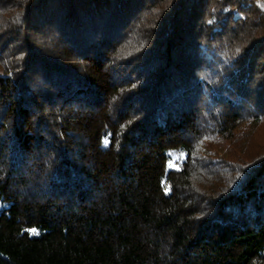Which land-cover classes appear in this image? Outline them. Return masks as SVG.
<instances>
[{
    "label": "trees",
    "instance_id": "obj_1",
    "mask_svg": "<svg viewBox=\"0 0 264 264\" xmlns=\"http://www.w3.org/2000/svg\"><path fill=\"white\" fill-rule=\"evenodd\" d=\"M263 131L264 0H0V264H264Z\"/></svg>",
    "mask_w": 264,
    "mask_h": 264
},
{
    "label": "snow or ice",
    "instance_id": "obj_2",
    "mask_svg": "<svg viewBox=\"0 0 264 264\" xmlns=\"http://www.w3.org/2000/svg\"><path fill=\"white\" fill-rule=\"evenodd\" d=\"M209 23H211V21H209ZM103 143H104L105 146H107V144L109 143L108 139L105 138V140L103 141ZM169 190H170V189L167 188V187L164 189L165 193H167ZM27 231H28L29 234H31V235H38V234H39L38 230H37V229H34V228H33V229H28Z\"/></svg>",
    "mask_w": 264,
    "mask_h": 264
},
{
    "label": "rangeland",
    "instance_id": "obj_3",
    "mask_svg": "<svg viewBox=\"0 0 264 264\" xmlns=\"http://www.w3.org/2000/svg\"><path fill=\"white\" fill-rule=\"evenodd\" d=\"M262 136H263L262 138H264V131H263V134H262Z\"/></svg>",
    "mask_w": 264,
    "mask_h": 264
}]
</instances>
